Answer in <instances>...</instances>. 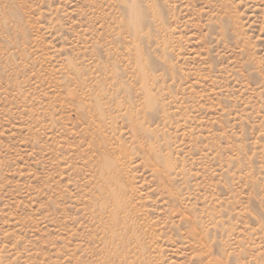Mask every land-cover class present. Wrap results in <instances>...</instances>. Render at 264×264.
I'll return each instance as SVG.
<instances>
[{
    "label": "rangeland",
    "instance_id": "374dc122",
    "mask_svg": "<svg viewBox=\"0 0 264 264\" xmlns=\"http://www.w3.org/2000/svg\"><path fill=\"white\" fill-rule=\"evenodd\" d=\"M0 264H264V0H0Z\"/></svg>",
    "mask_w": 264,
    "mask_h": 264
}]
</instances>
